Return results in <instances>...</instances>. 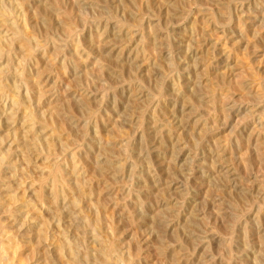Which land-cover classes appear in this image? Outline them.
<instances>
[{
  "label": "rangeland",
  "instance_id": "obj_1",
  "mask_svg": "<svg viewBox=\"0 0 264 264\" xmlns=\"http://www.w3.org/2000/svg\"><path fill=\"white\" fill-rule=\"evenodd\" d=\"M0 200L12 264H264V0H0Z\"/></svg>",
  "mask_w": 264,
  "mask_h": 264
},
{
  "label": "bare ground",
  "instance_id": "obj_2",
  "mask_svg": "<svg viewBox=\"0 0 264 264\" xmlns=\"http://www.w3.org/2000/svg\"><path fill=\"white\" fill-rule=\"evenodd\" d=\"M52 174V177L55 179V180H59L58 178L60 177L61 175V170H60V167L59 168H56L54 170H52L51 172ZM52 178V179H53ZM61 180V179H60ZM59 180V181H60ZM61 183V182H60ZM1 201V200H0ZM2 204V203H1ZM3 208V207H2ZM10 209V208H9ZM3 210V209H2ZM12 210V209H11ZM14 212V211H13ZM1 224V222H0ZM3 224V223H2ZM1 229H4V228H1ZM0 229V264H12L13 260L14 259V253H12L11 251V247H13V241L11 238H9V236L7 238H4V234L2 232V230ZM29 229V228H28ZM9 235V234H8ZM7 236V235H5ZM6 239V240H5ZM12 243V244H11ZM66 244H63L61 246V249L64 250L66 247ZM10 249V250H9ZM14 249V248H13ZM107 249V248H106ZM14 252V251H13ZM111 254V253H110ZM104 255V254H103ZM77 256V255H76ZM105 256V255H104ZM104 258V257H103ZM104 260V259H103ZM14 264V263H13Z\"/></svg>",
  "mask_w": 264,
  "mask_h": 264
}]
</instances>
